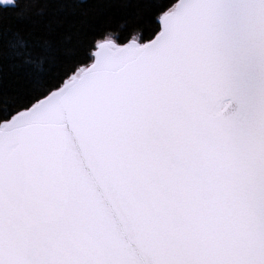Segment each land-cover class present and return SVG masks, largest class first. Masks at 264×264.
I'll return each instance as SVG.
<instances>
[{"label": "snow or ice", "instance_id": "6c2138e0", "mask_svg": "<svg viewBox=\"0 0 264 264\" xmlns=\"http://www.w3.org/2000/svg\"><path fill=\"white\" fill-rule=\"evenodd\" d=\"M0 264H264V0H0Z\"/></svg>", "mask_w": 264, "mask_h": 264}]
</instances>
